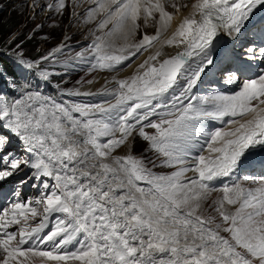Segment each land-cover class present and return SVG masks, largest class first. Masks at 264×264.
Returning <instances> with one entry per match:
<instances>
[{"label":"snow or ice","instance_id":"6c2138e0","mask_svg":"<svg viewBox=\"0 0 264 264\" xmlns=\"http://www.w3.org/2000/svg\"><path fill=\"white\" fill-rule=\"evenodd\" d=\"M166 2L89 0L85 22H95L101 33L90 45L92 68L115 70L154 48L172 28L174 14ZM258 6L264 7V0H196L135 74L114 81V102L68 107L29 90L21 99L0 101V127L33 154L20 159L7 153L11 137L0 135V181L30 168L28 179L44 190L35 201L15 202L0 213V264H264V178L255 188L225 185L209 206L216 215L201 211L216 190L212 182L230 176L250 149L264 147V75L244 82L233 95L193 91L213 65L218 33L240 34ZM32 7L60 13L66 4L57 0ZM172 7L178 13L182 5ZM142 18L145 27L150 18L158 24L156 33L130 43ZM164 46L183 50L165 56ZM233 75L228 82H235ZM206 120L229 127L208 130ZM134 132L165 158L164 166L179 165L177 170L158 175L133 156ZM125 146L127 155H114ZM53 214L61 215L41 235ZM37 216L40 222L30 226L29 218ZM13 225L18 229L9 231Z\"/></svg>","mask_w":264,"mask_h":264},{"label":"rangeland","instance_id":"374dc122","mask_svg":"<svg viewBox=\"0 0 264 264\" xmlns=\"http://www.w3.org/2000/svg\"><path fill=\"white\" fill-rule=\"evenodd\" d=\"M42 1L43 0H0V6L3 5L6 8L5 11L11 12L12 14L16 15V17L20 20L19 25L14 30L11 31L12 33L5 40V44L8 45L7 50L17 53V54H21L24 57H27L24 54V52L26 51H32V52L35 51L37 55H34V56H39L49 50L52 56H49L48 59L43 61L44 63L55 65V64H65L69 62L66 65V69L61 70L59 72L63 74L64 76L65 74L69 75L70 73H73V75L70 76V79L73 80L77 78V75H78L77 72L82 70L81 76L77 79L76 83L83 82L85 78L92 75L93 72L95 71L92 68V57L89 55L90 50L89 49H87V51L80 50L78 53L81 52V55H77L75 57H74L75 54L70 55L74 49L69 50V52H63L60 54H56L55 50L62 46L60 44L80 40L82 38H88L85 36V34L89 30L88 26L90 25V23L85 22V18H84L85 16H83V14H80L75 19V12L78 11L79 8L76 7L75 10L73 11L72 8L70 9L68 3L66 4L65 9L62 10V12L60 13H57L54 10H49L46 8H44V10L41 11L39 7H37L36 9L32 7L34 3L40 4ZM87 1L88 0H75V1L71 0V4L78 3V2L85 3ZM175 1L176 0H173L172 2H170V0H167L166 3L168 4V6H170V4L172 5V3L176 4ZM56 2L57 0H53L51 4H54ZM44 4L45 5L47 4L45 0H44L43 5ZM86 11L87 9H85L84 12ZM150 21L152 23L153 20L151 19ZM151 23H149L146 27H149V28L152 27L153 29V26H151ZM24 31L27 32L26 34L27 36H25V38H27L31 34V32H33L32 34H35L33 38L34 40L32 42L27 43L26 41H24V39L18 38L17 41L11 43V41L14 38L18 37V35L23 33ZM91 32H96L95 28L92 29ZM147 33H151V32L147 31ZM117 44L119 46V45H122L123 42L120 44V42L117 41ZM239 55H243V54H239ZM71 58H74V59L69 61ZM2 62L3 64L6 63L7 65L5 67V70H10L13 68V61L10 58ZM26 64L28 65L27 62ZM17 65L25 66L23 65L20 59L18 60ZM245 67H246V70H249L248 65H245ZM70 68H73V70H71ZM221 68H222L221 69L222 72L221 71L220 72L222 74L223 80L226 79V75H228V73H236L234 72L235 70L231 66V63H229L228 65L223 64ZM22 70L24 73H26L27 71L26 68H22ZM43 70L44 68H41V71ZM33 73L35 75L36 72L33 71ZM100 74H109V73H100ZM26 75L28 77L33 76L32 73L29 71L26 73ZM95 75H93L88 80V82ZM239 76H242V75H239ZM126 78H129V76L123 77V78H117L115 79V81L120 80V79H126ZM114 86H117V85L115 84ZM0 92H2L1 87H0ZM16 99H19L18 93L13 92V95L10 98V101L12 102ZM84 105H88L86 100L84 101ZM135 139H136V146L132 147L131 154L135 157L143 159L144 161L151 159L153 157V154L151 153L152 150H150L148 142L144 140H140L138 138H135ZM128 152H129V149L126 152L122 153V155L120 156L127 155ZM140 186L147 187L143 185L142 183ZM207 203H208V200L204 203L205 206L202 205L201 211L203 215H206L209 213ZM35 218H38V216ZM55 219L56 217L54 218V223H55ZM223 234L224 233H221V235Z\"/></svg>","mask_w":264,"mask_h":264},{"label":"bare ground","instance_id":"6f19581e","mask_svg":"<svg viewBox=\"0 0 264 264\" xmlns=\"http://www.w3.org/2000/svg\"><path fill=\"white\" fill-rule=\"evenodd\" d=\"M172 1L173 0H170V2H172ZM175 2H176V4L178 3V5H182V7H180L179 12L177 13L176 9H174L171 4H170V6H168V4L166 3L165 6H166V8H168L170 13L174 14V19L172 21V28H170L167 32H165V34L159 39V41H164L171 36L172 31L175 28V26L177 25V23L179 22L180 18L182 16L188 15L192 11L191 6H192V4L196 3V0H176ZM183 5H186V7H183ZM252 14L255 15L259 20H261L262 18H264V7L258 6L257 9L253 10ZM150 20H149V23H151ZM246 23L247 22H245V24ZM141 25H142V23H141ZM244 29H245V26L241 29V33L239 34L238 37H240V35H243ZM141 30L144 33H147V31L152 32V27L149 28V27H145L142 25ZM148 34H150V33H148ZM237 35L238 34L234 33L233 37H228L227 34H225L223 31H221V33L218 34V36L213 41V43H215L216 45H222V46L217 50V52H218L217 56H213V54H212L213 65H209V67H207V69L204 72V73H208L209 79L215 77V72H217L219 70V68L222 66V63L230 62L231 58L234 56V53L230 52V50H231V47L234 45V42L237 40ZM152 53L153 52H151V51L144 52L137 60L133 61L132 64L130 66H128L125 70L113 71V72H99V73L97 72V74L90 80L91 83H89V84L94 85L97 82L99 83L101 80H107V81L111 82L113 85H115L116 84L114 82L115 79L123 78V77H127V76L130 77L133 74H135V72L137 70V66L140 63H142L143 60L146 59L149 54H152ZM13 54H15V53H13ZM165 56H167V55H165ZM100 73H109V74H100ZM112 73H114V74H112ZM202 78H203V76H202ZM197 86H198V82H197ZM116 87L117 86H115V88ZM128 149L129 148L127 146L123 147L122 153L126 152ZM123 150H124V152H123ZM256 151L264 152V147H260V148L256 149ZM252 157H253V154L251 152L249 154V158H252Z\"/></svg>","mask_w":264,"mask_h":264},{"label":"trees","instance_id":"16d2710c","mask_svg":"<svg viewBox=\"0 0 264 264\" xmlns=\"http://www.w3.org/2000/svg\"><path fill=\"white\" fill-rule=\"evenodd\" d=\"M0 49L6 50L8 48V45L5 44V40L9 35L12 33L11 31L14 30L20 23V20L16 17V15L12 14L11 12L5 11L6 8L2 5L0 6ZM31 34L27 36V32H23L18 35V37L14 38L11 43L17 41L18 38L24 39L27 43L32 42L34 39L35 34ZM25 55L28 56H34L37 55L35 51H26L24 52Z\"/></svg>","mask_w":264,"mask_h":264}]
</instances>
